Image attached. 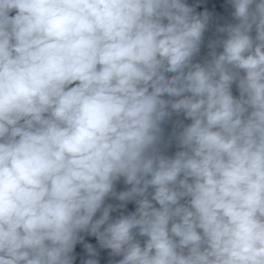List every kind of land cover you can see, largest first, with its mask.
<instances>
[{
    "label": "clouds",
    "instance_id": "9594fccd",
    "mask_svg": "<svg viewBox=\"0 0 264 264\" xmlns=\"http://www.w3.org/2000/svg\"><path fill=\"white\" fill-rule=\"evenodd\" d=\"M0 264H264V0H0Z\"/></svg>",
    "mask_w": 264,
    "mask_h": 264
}]
</instances>
